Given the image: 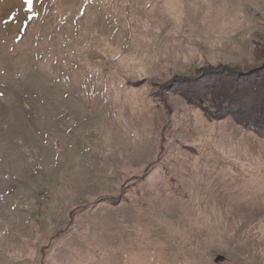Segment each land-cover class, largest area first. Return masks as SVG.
Wrapping results in <instances>:
<instances>
[{
	"label": "rangeland",
	"instance_id": "374dc122",
	"mask_svg": "<svg viewBox=\"0 0 264 264\" xmlns=\"http://www.w3.org/2000/svg\"><path fill=\"white\" fill-rule=\"evenodd\" d=\"M264 54V0H0V264H264V139L166 88Z\"/></svg>",
	"mask_w": 264,
	"mask_h": 264
},
{
	"label": "trees",
	"instance_id": "16d2710c",
	"mask_svg": "<svg viewBox=\"0 0 264 264\" xmlns=\"http://www.w3.org/2000/svg\"><path fill=\"white\" fill-rule=\"evenodd\" d=\"M171 88L208 120L230 117L264 139V54L252 67L217 65L169 81Z\"/></svg>",
	"mask_w": 264,
	"mask_h": 264
},
{
	"label": "snow or ice",
	"instance_id": "6c2138e0",
	"mask_svg": "<svg viewBox=\"0 0 264 264\" xmlns=\"http://www.w3.org/2000/svg\"><path fill=\"white\" fill-rule=\"evenodd\" d=\"M26 3L29 5V9L31 10L33 0H26ZM3 93H0V96H2Z\"/></svg>",
	"mask_w": 264,
	"mask_h": 264
}]
</instances>
